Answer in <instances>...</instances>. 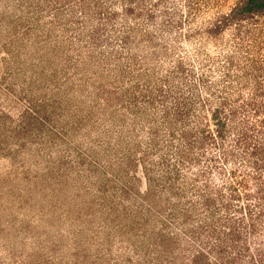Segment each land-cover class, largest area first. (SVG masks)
I'll use <instances>...</instances> for the list:
<instances>
[{
	"label": "rangeland",
	"instance_id": "rangeland-1",
	"mask_svg": "<svg viewBox=\"0 0 264 264\" xmlns=\"http://www.w3.org/2000/svg\"><path fill=\"white\" fill-rule=\"evenodd\" d=\"M246 1L0 0V264H264ZM217 107L224 145L198 132Z\"/></svg>",
	"mask_w": 264,
	"mask_h": 264
},
{
	"label": "trees",
	"instance_id": "trees-1",
	"mask_svg": "<svg viewBox=\"0 0 264 264\" xmlns=\"http://www.w3.org/2000/svg\"><path fill=\"white\" fill-rule=\"evenodd\" d=\"M264 8V0H247L245 5L242 7V10L245 12H252L254 10H261ZM236 115L233 112H229L226 113V116H223V111L220 109V107H217L213 110L212 112V119L215 122L216 125V129L212 130V129H208L207 125H203L200 128V131H198L200 133V139H213V140H220L222 142V145H224V143H226L227 141H224L227 138V132L230 131L229 125L232 126L233 120L235 119ZM235 121V120H234ZM233 127V126H232ZM239 131L237 132L238 136L236 138L237 142L240 144H244L245 147H249L251 142L248 139L249 136V132H251L248 130H244V129H238ZM264 134V132H263ZM262 144L263 143H254L252 145V147H250V149H248V153H246L245 155L249 158L251 164H253L252 166H254L256 171V176L259 175L261 168H264V156H261L259 158L256 157L257 154H259L260 152H262L263 148H262ZM261 149V150H260ZM250 150V151H249ZM252 156L253 158L255 157V162L252 161ZM225 157H228V154L225 155ZM261 163V164H260ZM260 170V171H259ZM234 175L237 174L236 171H233ZM244 175V174H243ZM238 179L237 181H232L228 187L230 189H236L238 187H242L243 189H247V179L245 178V175H237ZM240 176V178H239ZM260 177V176H259ZM206 202H209V199H205ZM255 224V223H254ZM232 225H230L229 230L224 229L223 234H219V240L222 244H225L226 242L230 241H234L233 240V236L235 234H237L236 229L231 228ZM224 247V246H223Z\"/></svg>",
	"mask_w": 264,
	"mask_h": 264
}]
</instances>
